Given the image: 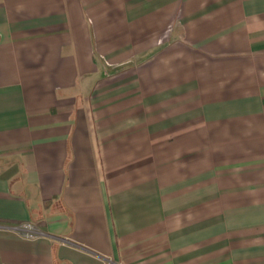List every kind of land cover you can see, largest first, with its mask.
<instances>
[{
  "label": "crops",
  "instance_id": "1",
  "mask_svg": "<svg viewBox=\"0 0 264 264\" xmlns=\"http://www.w3.org/2000/svg\"><path fill=\"white\" fill-rule=\"evenodd\" d=\"M0 264H264V0H0Z\"/></svg>",
  "mask_w": 264,
  "mask_h": 264
},
{
  "label": "built area",
  "instance_id": "2",
  "mask_svg": "<svg viewBox=\"0 0 264 264\" xmlns=\"http://www.w3.org/2000/svg\"><path fill=\"white\" fill-rule=\"evenodd\" d=\"M15 229L19 235L25 238H33L40 235V230L38 227L30 221L19 223L17 226H15Z\"/></svg>",
  "mask_w": 264,
  "mask_h": 264
}]
</instances>
